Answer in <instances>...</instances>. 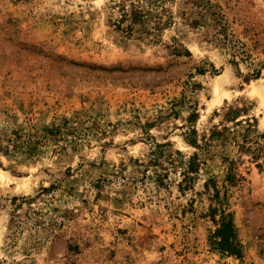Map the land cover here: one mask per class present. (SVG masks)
<instances>
[{
    "label": "rangeland",
    "instance_id": "obj_1",
    "mask_svg": "<svg viewBox=\"0 0 264 264\" xmlns=\"http://www.w3.org/2000/svg\"><path fill=\"white\" fill-rule=\"evenodd\" d=\"M113 1L0 0V133L38 137L0 150V264H264V153L212 147L185 190L149 164L155 142L187 160L192 128L241 129L231 109L264 132V0H160L164 29L132 33ZM214 185L241 260L208 244Z\"/></svg>",
    "mask_w": 264,
    "mask_h": 264
},
{
    "label": "trees",
    "instance_id": "obj_2",
    "mask_svg": "<svg viewBox=\"0 0 264 264\" xmlns=\"http://www.w3.org/2000/svg\"><path fill=\"white\" fill-rule=\"evenodd\" d=\"M160 0H114L112 8L117 9L121 14L120 18L116 20L118 29L127 30L132 33L134 30L148 31L150 26L151 30L160 32L164 26L168 24V20H162L160 17V10H164L160 5ZM154 19V20H153ZM124 24H128L122 27ZM189 53V52H187ZM260 71H256L252 78L257 79L260 77ZM196 86V85H195ZM197 87L199 85L197 84ZM240 112L231 109L226 115L227 120L234 122L237 127L241 129L214 131L211 133L208 141L204 144H199L197 139V130L192 128L185 137V142L198 150L193 156L184 160V155L180 151H173L170 143L160 144L155 142L154 149L151 150L149 164L156 167L154 170L155 181L157 184L165 185V181L169 178L171 170H177L179 166L182 171L183 179L179 183V188L185 190L193 180L196 173L200 170L202 158L205 161V156L210 153L211 148L218 146L226 151L229 146L237 151L240 155L248 154L252 160L259 159L264 153V132H258L254 122L255 119L239 120ZM198 118L197 110H193L188 117L190 124L194 123ZM245 123V124H243ZM49 130V132H47ZM48 134H52V129H47ZM15 136H4L0 133V150L4 151L5 155L13 153L14 156L25 155L31 156L35 153V148L38 143V137L28 134L26 137L19 133H14ZM180 157L178 162L175 158ZM223 159L229 165V173L227 176L228 181L235 183L237 180L233 172L235 161L229 160L228 156H223ZM260 166V164H258ZM153 177V176H152ZM211 181H207L205 186L209 189ZM213 200L215 204L210 206L208 218L215 225L214 230H211L208 235V244L210 249L222 256L235 257L237 259L243 258V244L240 240L238 229L234 221L233 213L227 208L226 194L221 196V191L214 185ZM46 191V190H44ZM30 197H13L11 203L17 209L20 204L17 201L31 202ZM2 199L0 198V208L3 207ZM15 210V209H14Z\"/></svg>",
    "mask_w": 264,
    "mask_h": 264
}]
</instances>
